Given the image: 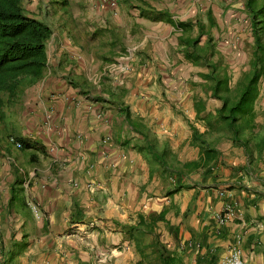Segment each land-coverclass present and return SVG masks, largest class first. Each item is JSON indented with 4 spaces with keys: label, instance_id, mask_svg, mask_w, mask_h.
Masks as SVG:
<instances>
[{
    "label": "crops",
    "instance_id": "crops-1",
    "mask_svg": "<svg viewBox=\"0 0 264 264\" xmlns=\"http://www.w3.org/2000/svg\"><path fill=\"white\" fill-rule=\"evenodd\" d=\"M72 8V37L53 35L42 86L27 87L0 127V264H142L125 234L142 216L156 219L144 244L159 241L172 264H221L236 245L248 264H264V152L252 162L207 124L223 102L206 86L205 59L231 75L235 54L221 44L236 35L239 10L254 38L247 0ZM195 129L215 142L213 162ZM147 135L173 168L157 165ZM228 205L234 215L220 224Z\"/></svg>",
    "mask_w": 264,
    "mask_h": 264
},
{
    "label": "trees",
    "instance_id": "trees-1",
    "mask_svg": "<svg viewBox=\"0 0 264 264\" xmlns=\"http://www.w3.org/2000/svg\"><path fill=\"white\" fill-rule=\"evenodd\" d=\"M57 2L67 7L70 0ZM247 10L255 37L254 56L250 70L244 73L238 85L231 86V75L222 60L212 62L205 59L212 69L207 75L212 95L223 101L222 107L208 114L207 124L209 133L231 139L243 147L255 162V152L258 155L264 152V126L257 122L256 114L259 82L264 76V0H247ZM53 34L54 30L47 22L27 10L25 0H0V127L7 123L9 110L21 98L23 91L45 78L49 66L47 48ZM126 112L130 118V111L126 109ZM194 139L200 142L207 163L213 162L218 154L215 142L197 129ZM148 150H151L157 165L173 168L167 147L161 151L159 145L151 140ZM155 223L156 219L148 221L142 216L140 223L125 228V234L137 244L143 256L142 264H172L165 246L159 241L150 249L144 244L145 236L154 230ZM15 257L14 254L12 260Z\"/></svg>",
    "mask_w": 264,
    "mask_h": 264
},
{
    "label": "rangeland",
    "instance_id": "rangeland-1",
    "mask_svg": "<svg viewBox=\"0 0 264 264\" xmlns=\"http://www.w3.org/2000/svg\"><path fill=\"white\" fill-rule=\"evenodd\" d=\"M73 2L74 0H70V3L67 5V7H65L58 3L57 0H25V5L29 12L36 13L38 17H40L43 21L47 22L53 28L54 36L62 34L63 38H70L72 37L71 32L74 31V28H72L71 24H69V22H71L72 15L75 14L72 8ZM238 13V23L236 24L235 29H232L236 31V35H229L230 40L226 39V41L221 44L222 48L224 49V54H226L227 56L235 54L233 57L225 59L227 60V63L229 64L231 69L230 83L233 87L237 86L239 80L244 75V73L250 70L252 63L251 61L253 60L254 56L255 37L253 38V35L251 34V29L249 27L250 22H248L249 19L244 10H239ZM69 26L71 27V29H68L70 28ZM248 35H250V37ZM54 36L49 41V43L53 40ZM248 38H251L252 41L250 42ZM55 49H57L56 44L51 43V46L49 48V52L51 54V65H54L56 63L55 59L57 58V54ZM191 76L193 78L196 77V79H198L196 74H193ZM192 77L190 82L192 86H203L201 84H195V82L192 81ZM43 80L44 79L32 86H42ZM210 84L211 82L207 83L206 86H210ZM259 86L260 95L256 101V114L257 122L264 126V76L261 78ZM213 100L215 104L216 101L217 103L219 102V104H222L223 102L218 98H215L214 96ZM262 132H264V130H262ZM32 256L35 255L33 254Z\"/></svg>",
    "mask_w": 264,
    "mask_h": 264
},
{
    "label": "built area",
    "instance_id": "built-area-1",
    "mask_svg": "<svg viewBox=\"0 0 264 264\" xmlns=\"http://www.w3.org/2000/svg\"><path fill=\"white\" fill-rule=\"evenodd\" d=\"M10 142L15 144L18 148H22V143L17 140L15 136L10 137ZM105 143H111V137H106L104 139ZM36 215H39V211H36ZM234 215V208L232 205H228L225 212L220 215L219 222L220 224H226L229 222ZM221 264H248L247 261L243 258V252L240 246L236 245L233 247L231 254L228 258H225Z\"/></svg>",
    "mask_w": 264,
    "mask_h": 264
}]
</instances>
